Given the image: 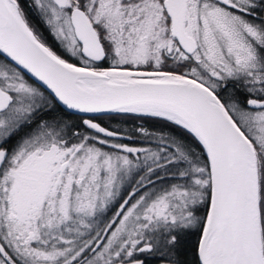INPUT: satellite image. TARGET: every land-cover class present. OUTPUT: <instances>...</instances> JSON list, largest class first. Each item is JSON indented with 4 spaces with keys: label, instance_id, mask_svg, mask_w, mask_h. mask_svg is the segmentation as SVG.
<instances>
[{
    "label": "snow or ice",
    "instance_id": "1",
    "mask_svg": "<svg viewBox=\"0 0 264 264\" xmlns=\"http://www.w3.org/2000/svg\"><path fill=\"white\" fill-rule=\"evenodd\" d=\"M0 264H264V0H0Z\"/></svg>",
    "mask_w": 264,
    "mask_h": 264
},
{
    "label": "trees",
    "instance_id": "2",
    "mask_svg": "<svg viewBox=\"0 0 264 264\" xmlns=\"http://www.w3.org/2000/svg\"><path fill=\"white\" fill-rule=\"evenodd\" d=\"M140 123H144V121H141L139 119L134 118L132 114H128V115L122 117V126L127 127V128L134 127ZM146 126H148V125H146Z\"/></svg>",
    "mask_w": 264,
    "mask_h": 264
}]
</instances>
